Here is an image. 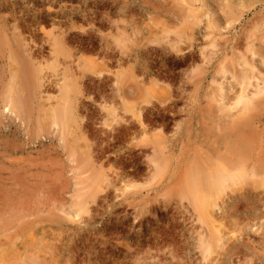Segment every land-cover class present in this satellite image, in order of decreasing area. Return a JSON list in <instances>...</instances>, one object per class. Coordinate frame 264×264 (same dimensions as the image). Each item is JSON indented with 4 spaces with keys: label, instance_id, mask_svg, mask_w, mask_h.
I'll return each instance as SVG.
<instances>
[{
    "label": "rangeland",
    "instance_id": "obj_1",
    "mask_svg": "<svg viewBox=\"0 0 264 264\" xmlns=\"http://www.w3.org/2000/svg\"><path fill=\"white\" fill-rule=\"evenodd\" d=\"M261 178L264 0H0V264H264Z\"/></svg>",
    "mask_w": 264,
    "mask_h": 264
},
{
    "label": "bare ground",
    "instance_id": "obj_2",
    "mask_svg": "<svg viewBox=\"0 0 264 264\" xmlns=\"http://www.w3.org/2000/svg\"><path fill=\"white\" fill-rule=\"evenodd\" d=\"M54 41L56 39H53ZM57 43V42H56ZM23 49V48H22ZM27 52V51H26ZM30 52V51H29ZM28 52V53H29ZM31 55V53H29ZM28 54V55H29ZM25 55V54H24ZM90 63V62H89ZM88 63V64H89ZM90 66V65H89ZM240 85L243 87V82L241 83L240 82ZM243 91V90H241ZM260 91H257V94L259 93ZM255 94V95H257ZM61 99V98H60ZM59 99V100H60ZM62 100V99H61ZM245 101L247 102V98L246 99H243L242 96H239L237 98V101L233 104V106H238L242 103L245 104ZM18 102L20 103L21 101L18 100ZM248 102H251V99L248 98ZM15 103V102H14ZM14 103L10 102L6 105V108H8L7 110L10 111V112H14ZM24 102H22L21 104H23ZM243 104V105H244ZM16 105V104H15ZM59 105V108L56 109L54 107H49L47 109V112H48V115H49V118L51 119V121L54 123V124H58L60 122H63L65 121L67 118L71 117V110L70 109V104H69V99L68 101L62 100L61 104H58ZM248 105V103H247ZM250 105V104H249ZM20 106V104H19ZM22 106V105H21ZM246 107V106H245ZM244 107V108H245ZM110 111V110H108ZM113 111V110H112ZM111 112V111H110ZM112 113V112H111ZM114 113V112H113ZM113 115V114H112ZM138 118V121L141 122L139 116L137 117ZM66 124V123H65ZM142 125V124H141ZM252 149V148H251ZM245 159V158H244ZM247 160V159H246ZM245 160V162H246ZM244 161V160H243ZM242 162V160H241ZM247 164V163H246ZM243 166V165H242ZM252 166V165H250ZM240 167V166H239ZM238 167V169H239ZM249 167V166H248ZM254 166L252 167H249L248 170H243L245 167L243 166V169L241 168L240 170H242L239 174H234V173H229V172H226L225 169H219L217 174L215 175H205L203 176L202 178V185L204 187V195H203V202H205L207 204L208 202V199L210 198V196H213L215 194H220L224 191L225 188H227V186L231 183L233 184L234 186H238V184L242 185V179H244V181L246 180H250L251 183L254 182V178L257 177L256 176V172L253 168ZM239 171V170H238ZM237 171V172H238ZM231 172V171H230ZM196 174V173H195ZM102 177V176H101ZM197 179H198V176H197ZM107 180V179H106ZM258 181H261V184L264 185V179H260V180H257ZM195 182V181H194ZM256 182V183H257ZM199 183V182H198ZM197 183V184H198ZM246 183V182H245ZM201 184V183H200ZM260 184V185H261ZM199 185V184H198ZM259 185V184H258ZM231 188L233 186H230ZM230 188V189H231ZM233 190V189H232ZM191 193L193 195V189H191ZM197 196V195H196ZM217 197V196H216ZM219 197V195H218ZM220 198V197H219ZM218 198V200H219ZM201 199V198H200ZM204 204V203H203ZM202 204V205H203ZM204 204V205H206ZM212 204V203H211ZM212 206V205H211ZM216 207V204L213 205V208ZM212 209V207H211ZM205 211V209H204ZM211 216V215H210ZM198 221H201L200 217H198ZM212 228L215 230L214 234L212 233H207L205 235L201 234V238H200V248L202 250V253H203V259H207L208 257H210L212 254H213V251L211 250V244H210V240L212 241V239H214L216 241V244L219 243L221 240H222V237L224 236L222 234V227L220 225H214V227L212 226ZM217 232V234H216ZM216 234V235H215ZM219 245L220 244H217L216 246H218L219 248ZM207 257V258H206ZM212 258V257H211ZM209 259V258H208ZM207 261H210V260H207ZM213 261V260H212Z\"/></svg>",
    "mask_w": 264,
    "mask_h": 264
}]
</instances>
